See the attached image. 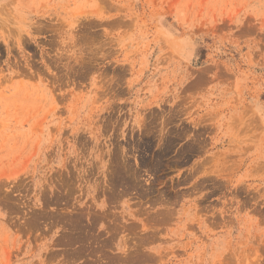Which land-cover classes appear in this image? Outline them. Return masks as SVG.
<instances>
[{
	"label": "rangeland",
	"instance_id": "obj_1",
	"mask_svg": "<svg viewBox=\"0 0 264 264\" xmlns=\"http://www.w3.org/2000/svg\"><path fill=\"white\" fill-rule=\"evenodd\" d=\"M0 264H264V0H0Z\"/></svg>",
	"mask_w": 264,
	"mask_h": 264
}]
</instances>
